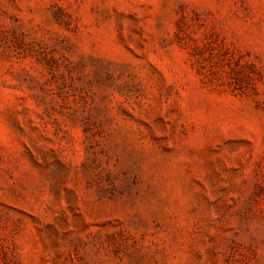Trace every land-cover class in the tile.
Here are the masks:
<instances>
[{
    "label": "rangeland",
    "instance_id": "rangeland-1",
    "mask_svg": "<svg viewBox=\"0 0 264 264\" xmlns=\"http://www.w3.org/2000/svg\"><path fill=\"white\" fill-rule=\"evenodd\" d=\"M0 264H264V0H0Z\"/></svg>",
    "mask_w": 264,
    "mask_h": 264
}]
</instances>
